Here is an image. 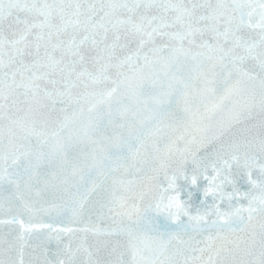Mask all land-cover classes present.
I'll return each instance as SVG.
<instances>
[{
	"label": "snow or ice",
	"instance_id": "obj_1",
	"mask_svg": "<svg viewBox=\"0 0 264 264\" xmlns=\"http://www.w3.org/2000/svg\"><path fill=\"white\" fill-rule=\"evenodd\" d=\"M0 264H264V0H0Z\"/></svg>",
	"mask_w": 264,
	"mask_h": 264
}]
</instances>
